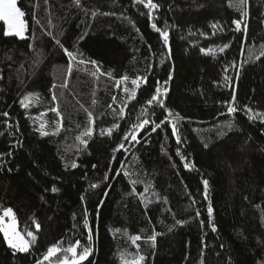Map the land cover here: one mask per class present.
Segmentation results:
<instances>
[{"label":"trees","instance_id":"obj_1","mask_svg":"<svg viewBox=\"0 0 264 264\" xmlns=\"http://www.w3.org/2000/svg\"><path fill=\"white\" fill-rule=\"evenodd\" d=\"M154 2L159 8L149 17L135 0H81L82 7L18 0L24 38L4 35L0 21V113H9L0 115V208L11 207L20 231L37 236L30 253L13 254L0 233V264H36L49 246L77 240L78 253L92 250L84 264H125L137 255L144 264H264V122L249 120L245 108L264 113V0H246V15L239 0ZM153 23L169 32L168 45ZM57 40L78 50L71 74ZM80 60L97 61L99 71ZM137 77L147 83L132 85ZM158 86L164 108L147 104ZM27 93L39 97L25 109L19 101ZM233 94L238 111L229 114ZM168 110L184 118L180 143L170 123L152 131L151 122L134 129L138 143L123 141L145 119H178ZM44 121L48 135L37 131ZM88 127L85 148L76 137Z\"/></svg>","mask_w":264,"mask_h":264},{"label":"snow or ice","instance_id":"obj_2","mask_svg":"<svg viewBox=\"0 0 264 264\" xmlns=\"http://www.w3.org/2000/svg\"><path fill=\"white\" fill-rule=\"evenodd\" d=\"M239 2L241 5V14L246 15L247 13L242 10V7L246 3V0H239ZM73 3L77 7H82L81 0H73ZM135 3H137L139 5H143L144 8L148 9L149 11H148L147 15L149 17H152L153 10H157L159 8V5L157 3H155L154 0H135ZM103 14L108 15V13H103ZM96 15H97V13L95 11H93L92 16L95 17ZM24 17H25V12L22 11L21 8L17 6V0H0V21H3L4 25L6 26L5 31H4V35H6V36L11 35V36H17L20 38H24V34L26 32V29H27V25H26V21H25ZM233 23H235V25H236V30L241 31L242 21L238 19V20L233 21ZM215 26L216 25H213V27H215ZM151 27L160 34V36L163 39L164 44L168 45L169 32L167 30H161L159 27H157L156 23H153L151 25ZM246 27L247 26L245 25V27H244L245 32H246ZM137 31H138V29H137ZM79 39H83V36H81ZM56 43H57V45H59V47L61 49H63V52L67 55V57H69L68 73L71 74V72L73 70V66H72L71 61L76 60L78 50L76 52L70 51L59 40H57ZM227 47H228V45H224L222 48H220V51L221 52L224 51V49ZM262 47H264V45H262ZM79 55L82 56L83 54L79 53ZM261 55H264V52H262ZM85 63H91L92 65L97 66V71H99V66H98L97 61H95V60H91V61L80 60L79 61V64H85ZM92 75L95 76L96 72H93ZM107 75L111 76V72H108ZM2 78L3 77H0V79H2ZM170 78H171V76H170ZM128 79H129V77L127 75L123 76L121 79H118L116 81L117 86H119L122 81H127ZM139 81H143L144 83H147V77H137L135 79H132L131 84L135 85L138 88L140 86ZM164 83L167 84V81H164ZM63 86L67 87V84H65ZM52 87L55 88L56 86L53 85ZM123 91L127 93L129 91V89L127 87H125L123 89ZM135 94H136V91H135V89H133L131 92V96L134 98ZM161 95H162L161 88L158 86L155 89V94L147 101V104L152 105L155 102L156 104H158L159 107L164 108L165 107L164 100L161 98ZM163 95L164 96L167 95V88H165L163 90ZM38 97H39V93H27L19 101V104L22 108L26 109L30 106V103L32 102V98L38 99ZM56 99H57L56 95L53 94L52 100L55 101ZM112 99L115 102L116 97L114 96ZM93 103H95V101H93ZM235 103H236V97H235V94H233L231 102L229 103V106H228V113L229 114H234L238 111V109L234 106ZM109 107L111 108L112 106L109 105ZM126 107H127V105L125 104L119 110V115L121 118H123V116H124V111H125ZM245 108H247V111L249 113V115H248L249 120L260 119L261 122H264V113H262V112L253 113L251 108H248L247 106H245ZM50 111L55 113L57 117H61V114H60L58 107H53L52 109H50ZM85 111H87V109H85ZM113 111H116V110L113 109ZM0 115H3L4 117H8L9 113L3 112V113H0ZM43 115H45V114L42 113L41 116H43ZM173 115H175V117L178 118L174 122L168 121L167 119H165V120L161 121L160 123H156L155 121H150L149 119H145L139 125H133V130L126 133L122 139H123V141H127V140L131 139L132 141H135L138 143L139 141L137 140V136H136L135 131H134V129L136 127L143 129L146 125H148L151 122L154 125L152 128V131H155L156 129L160 128L162 124H169L170 123L171 128H172V134L176 137L177 143H180L181 138L179 136V129H178L177 125L179 123V120L184 119V118L180 117L179 113L173 114V112L171 110H168V116L171 117ZM88 118H89L90 124H93L94 120H93V116H92L91 112H88ZM61 119H62V117H61ZM55 123H56V127H55V132L53 134H57L60 131V127H61V124L59 122H55ZM46 125H47V121L42 122L40 124L39 128L37 129V131H40L42 135H48L49 133L47 131H44ZM232 126H233V124L230 122L229 127H232ZM118 127H119L118 124H114L112 126V128H109L107 130H101V135H103L105 133V131H107L108 135H111L112 130L114 128H118ZM92 135H93V128L88 127V128H86L85 131L81 132L80 135L76 137V139L80 142V144L84 145L86 148L88 141L86 139H83V137H89L90 138ZM205 146H207V145H205ZM123 148H124V144L122 142L121 144H119L117 146L116 149H113V151H118V150L123 149ZM177 155L180 156L181 160L186 161V159H187L186 156L182 155L180 153L179 149H177ZM77 166L78 165L76 163H72V165H71L72 168H76ZM93 167H95V165H93ZM184 167L190 169V168H193L194 165L186 162L184 164ZM125 175H127V173H125ZM132 183L136 184V183H138V181L133 180ZM203 184L205 186V194H206L207 189H208V181L204 180ZM90 187L96 188V187H98V185L92 184V185H90ZM52 191L55 192V191H57V189L53 188ZM146 191H147V189H146ZM134 192H135V189H133V193ZM81 200L82 201L84 200V196H81ZM165 202H166V198H165ZM212 213H213V209L211 206H209L208 207L209 216H211ZM198 215H199V212H197V216ZM86 217H87V212L85 211L84 225L87 228L88 227V220ZM176 223L182 224L183 221H176ZM35 227L37 230H39L40 229L39 223H36ZM117 231H119V229ZM212 231H216L215 225L212 226ZM0 233L3 234V239H4V241H6L8 247L13 251V254H15L17 252L18 253H30V249H31L32 245H34L36 243V240H37V236L32 231L26 232V235L28 237L26 239L25 235L17 230L16 214L11 207L3 208L2 214H0ZM157 235H159V233H154L153 235L148 237V240L151 241V246L153 248L156 246ZM88 239H89V241H91V239H92L91 233L89 234ZM140 239H141V237L139 235L131 237L133 244H136V242L139 241ZM79 246H80L79 240H77L75 242V244H72V245L68 246L67 248L59 247V242L57 244H53V245L48 247L46 253L43 256V261H49L51 257L57 256V253L63 252V253H65V255L63 256L62 260H58V264H81L82 261H85L90 256L92 250L90 247H85V248H83V250L81 252L78 253L77 249ZM137 247L139 248V245H137ZM68 254H70V256ZM122 259H123V256H122ZM145 259H146L145 256L137 255L132 260L125 261V264H144ZM43 261H37L36 264H43ZM202 264H203V262H202Z\"/></svg>","mask_w":264,"mask_h":264},{"label":"rangeland","instance_id":"obj_3","mask_svg":"<svg viewBox=\"0 0 264 264\" xmlns=\"http://www.w3.org/2000/svg\"><path fill=\"white\" fill-rule=\"evenodd\" d=\"M17 6L19 7V5H18V0H17ZM24 19H25V18H24ZM26 25H27V23H26ZM26 36H27V29H26V32H25V34H24V37H26ZM2 210H3V209L0 208V214H2ZM17 230L20 231L18 220H17ZM20 232H21V231H20ZM21 233H22V232H21ZM22 234H23V233H22ZM25 238L27 239V236H25ZM77 252H78V251H77ZM64 255H65V254L60 255V253H57V256H55V257H51L49 261H43V259H42L41 261H43V264H58V260H62ZM68 255L70 256V254H68ZM89 258H90V256H89L85 261H82L81 264L86 263V262L89 260Z\"/></svg>","mask_w":264,"mask_h":264}]
</instances>
